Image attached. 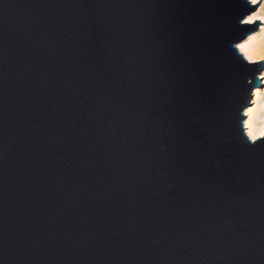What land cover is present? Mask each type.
<instances>
[{"label": "water", "instance_id": "obj_1", "mask_svg": "<svg viewBox=\"0 0 264 264\" xmlns=\"http://www.w3.org/2000/svg\"><path fill=\"white\" fill-rule=\"evenodd\" d=\"M248 0H0V264H264Z\"/></svg>", "mask_w": 264, "mask_h": 264}, {"label": "rangeland", "instance_id": "obj_2", "mask_svg": "<svg viewBox=\"0 0 264 264\" xmlns=\"http://www.w3.org/2000/svg\"><path fill=\"white\" fill-rule=\"evenodd\" d=\"M250 4H251V2H250ZM251 5H253V4H251ZM259 16H264V0H258V3L255 5L254 10H252L248 14H246L241 22L242 23H248L247 21H249L250 19H254L255 17H259ZM255 21H257L259 23V24H256V26H255L256 29H254V31L251 32L243 41L237 43L236 48H238L239 44L249 40L250 37L264 39V21H260V20H255ZM248 24H252V23H248ZM247 61H249V60H247ZM257 61H262V63H263V68L258 74V78H259V85L257 86V88H258L257 97L258 98H257V102H253V99H254V95H253L254 89H253L251 98L249 100L250 104L243 110L244 119L242 121V126H243L244 132L246 131L245 121L249 117V115H247L246 112L248 109H251L253 107H254L253 124H255L254 127L259 128V127L263 126L262 120L264 117V59L259 58L258 60H251L249 62H257Z\"/></svg>", "mask_w": 264, "mask_h": 264}, {"label": "bare ground", "instance_id": "obj_3", "mask_svg": "<svg viewBox=\"0 0 264 264\" xmlns=\"http://www.w3.org/2000/svg\"><path fill=\"white\" fill-rule=\"evenodd\" d=\"M250 1V0H249ZM237 50L243 54V57L246 58V60H258L261 58L262 55H264V39H259L255 37H250L249 40L241 43L238 45ZM254 99L253 102H257V95H258V88H254ZM249 117L245 121V129H246V135L250 138V140H254L261 135L262 132H264V117H263V126L256 128L254 127L255 124H253V115H254V107L251 109H248L246 112Z\"/></svg>", "mask_w": 264, "mask_h": 264}, {"label": "snow or ice", "instance_id": "obj_4", "mask_svg": "<svg viewBox=\"0 0 264 264\" xmlns=\"http://www.w3.org/2000/svg\"><path fill=\"white\" fill-rule=\"evenodd\" d=\"M251 4L256 5L258 3V0H250ZM255 20L264 21V16L255 17L254 19H250L247 21L248 23H253ZM264 59V58H262ZM262 136H264V133H261Z\"/></svg>", "mask_w": 264, "mask_h": 264}, {"label": "clouds", "instance_id": "obj_5", "mask_svg": "<svg viewBox=\"0 0 264 264\" xmlns=\"http://www.w3.org/2000/svg\"><path fill=\"white\" fill-rule=\"evenodd\" d=\"M261 58H264V55H262ZM262 133H264V132H262Z\"/></svg>", "mask_w": 264, "mask_h": 264}]
</instances>
